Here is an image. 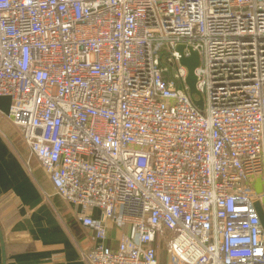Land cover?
Masks as SVG:
<instances>
[{"label":"built area","instance_id":"1","mask_svg":"<svg viewBox=\"0 0 264 264\" xmlns=\"http://www.w3.org/2000/svg\"><path fill=\"white\" fill-rule=\"evenodd\" d=\"M0 98L86 264H264V0H0Z\"/></svg>","mask_w":264,"mask_h":264},{"label":"crops","instance_id":"2","mask_svg":"<svg viewBox=\"0 0 264 264\" xmlns=\"http://www.w3.org/2000/svg\"><path fill=\"white\" fill-rule=\"evenodd\" d=\"M9 105L8 98H0V110L8 112ZM251 188L263 193V176L253 178ZM79 210L56 194L19 130L0 115V229L6 264H86L81 254L97 241L93 230L78 220ZM99 215L93 211L95 218ZM109 227L107 246L116 248L121 233L111 223ZM166 258L165 255L161 264H169Z\"/></svg>","mask_w":264,"mask_h":264},{"label":"water","instance_id":"3","mask_svg":"<svg viewBox=\"0 0 264 264\" xmlns=\"http://www.w3.org/2000/svg\"><path fill=\"white\" fill-rule=\"evenodd\" d=\"M186 47L185 46H178L177 51L181 53V65L187 68L188 70V76L186 78V85L189 89V94L194 102V104L197 106V108L201 111L204 110V100L202 98V95L197 89V76H196V70L199 68L201 64V58L197 51L192 49L191 47L188 48L189 56L184 55ZM254 206L257 210V213L261 219L263 228H264V208L261 205L259 201H254ZM0 241L2 245V258H3V264L7 263V256H6V249H5V241L4 236L2 234V231L0 229Z\"/></svg>","mask_w":264,"mask_h":264},{"label":"rangeland","instance_id":"4","mask_svg":"<svg viewBox=\"0 0 264 264\" xmlns=\"http://www.w3.org/2000/svg\"><path fill=\"white\" fill-rule=\"evenodd\" d=\"M161 57H162V60H163V65L164 66H166V67H168L169 69H171V67L169 66V64H168V62H167V59L170 57V52L167 50V49H164L163 50V52L161 53ZM158 244L160 245V247H162L163 248V253H165L166 252V248H165V246H164V244H161L159 241H158ZM165 255H163L162 253H161V255H160V261H162L163 262V257H164ZM167 259V258H166Z\"/></svg>","mask_w":264,"mask_h":264}]
</instances>
